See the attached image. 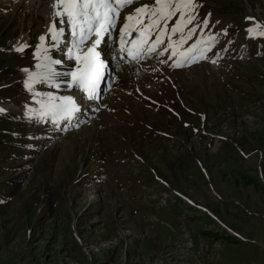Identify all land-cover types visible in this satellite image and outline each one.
<instances>
[{"label": "rangeland", "instance_id": "374dc122", "mask_svg": "<svg viewBox=\"0 0 264 264\" xmlns=\"http://www.w3.org/2000/svg\"><path fill=\"white\" fill-rule=\"evenodd\" d=\"M21 1L0 0V102L13 104L25 86L12 85L14 41L45 33ZM196 3V31L223 37L218 68L174 72L147 95L120 78L98 125L60 141L39 126L54 148L32 169L19 166L29 131L0 114V264H264V35L246 31L264 0ZM35 87L54 92L35 85L27 104Z\"/></svg>", "mask_w": 264, "mask_h": 264}, {"label": "snow or ice", "instance_id": "6c2138e0", "mask_svg": "<svg viewBox=\"0 0 264 264\" xmlns=\"http://www.w3.org/2000/svg\"><path fill=\"white\" fill-rule=\"evenodd\" d=\"M136 3L137 0H52L53 19L47 36H50L54 43L46 44V35L39 37L40 45L36 51L39 62L35 66L37 71L24 69L27 73V80L24 82L26 89L32 91L35 84H47L59 90L64 85L69 90L80 89L89 100H96L100 93V84L108 74V66L102 59L100 45L106 43L107 38L117 32L121 12ZM197 7L196 0H154L152 4L135 7L131 13L124 16V23L118 29L119 51L126 53L127 57L133 61L141 60L156 52L157 47L164 44V38L167 35L169 43L159 54L163 56L165 52L172 49V56H176L174 45L186 43L196 31V27H192L188 29L186 35L184 34V28L196 19ZM177 14L179 18L169 30L168 22ZM246 19L255 20L253 17H246ZM57 21L59 27H57ZM132 21H136L137 27L130 26ZM65 24L72 37L71 46L67 47L65 55L68 60H75L76 65L68 71L61 72L55 66L60 65L62 61L54 59L49 53L52 48L60 49L65 35ZM203 25L208 26L207 18L204 19ZM262 26L264 22L257 21L255 24L256 29ZM134 31L138 32L137 37L131 40L134 47H128L126 46L129 43L128 38ZM145 31L149 38L155 32V40L149 43V39H140L139 33ZM246 31L249 36H252L254 29L249 27ZM177 32L181 33L180 39L172 41V36ZM259 34L264 35V33ZM199 43L200 41H197L186 51L181 52L180 59H177L172 66L182 67L185 64L197 62L198 58L203 59L204 50L198 49ZM85 45H88L86 51H84ZM26 47L28 45L20 44L15 51L23 52ZM197 51L198 57L193 54ZM120 59L123 60L125 57L121 56ZM110 86L111 83H109ZM35 95L40 97L35 101L40 105V109H30V118L35 116L40 120H50L53 124H58L62 120L74 118L81 111L73 95H57L55 92H36ZM4 111L5 109L0 108V113Z\"/></svg>", "mask_w": 264, "mask_h": 264}, {"label": "bare ground", "instance_id": "6f19581e", "mask_svg": "<svg viewBox=\"0 0 264 264\" xmlns=\"http://www.w3.org/2000/svg\"><path fill=\"white\" fill-rule=\"evenodd\" d=\"M48 1V4H47V6L45 7V8H43V9H41V6H40V2H41V0H26V3H27V10H29V13H30V11H34V12H38V13H40V14H43V16H44V20H45V33L43 34V35H46L47 36V33H48V28H49V26H50V24H51V22H52V19H53V17H52V12H53V9H52V7H51V4H52V0H47ZM39 10V11H38ZM41 11V12H40ZM36 20H37V18H35ZM257 19V18H256ZM254 22H255V24H256V20H253ZM58 22V21H57ZM60 25H59V22L57 23V27H59ZM65 35H64V37L62 38V42H65V43H70L71 42V39H72V37H71V34H70V31H69V29H68V26L65 24ZM253 29H255L257 32H258V34L261 32L260 31V28L259 29H256L255 28V25H254V27H253ZM42 32L43 31H39L38 33H37V35H39V34H42ZM31 35H32V33H31ZM36 35V36H37ZM23 37V36H22ZM46 41L47 42H49V41H52L51 40V37L50 36H47V39H46ZM107 42V41H106ZM105 44L106 43H102L101 45H100V50L103 52L104 51V48H106L107 46H105ZM40 45V42H39V44H38V46ZM61 45H62V43H61ZM37 46V47H38ZM105 46V47H104ZM65 49H66V47L65 46H63ZM69 47V46H68ZM36 51H37V49H36ZM84 51H86V47L84 46ZM35 56H36V52H35ZM102 59L105 61V63L107 62L106 61V59H104L103 57H102ZM65 61L66 62H68V64L67 65H65L64 66V71H68V70H70L71 68H73L75 65H76V62H75V60H68L67 59V57L65 58ZM39 62V61H38ZM37 62V63H38ZM118 66H116L117 67V73H119L120 71H121V68H122V64L120 65V63H118L117 64ZM66 69V70H65ZM36 85V84H35ZM34 85V86H35ZM57 95H73V97H74V99H76V101H77V103H78V98H80V99H82V96L84 95V92L81 90H79V89H72V90H69L66 86H61V88L59 89V90H53ZM35 92H40L41 93V91H39L36 87H35ZM31 97V98H30ZM109 97H110V94H105V96H104V100H108L109 99ZM29 98H30V101L28 100L27 102H29V103H31V104H27V103H24V104H20V105H17V106H15L16 104H9L8 106H3V105H5V104H7V103H1V105H0V108H3V109H5V111L4 112H10V113H13V112H15L14 114H17V113H19V114H17V116H20L21 118H27L26 119V124H24V125H28V122L29 123H32V124H34L35 123V125L37 126V127H39V126H41V124H42V121H40V119H38V118H36L35 116H33V117H31L30 118V116H29V110L30 109H36V110H39L40 109V105L38 104V103H36L35 101L36 100H38V99H40V97H38V96H31V94L29 95ZM27 99H28V96H27ZM26 104V105H25ZM39 105V107H37L36 108V106L35 105ZM20 106V107H19ZM22 106V107H21ZM35 106V107H34ZM78 106L80 107V104L78 103ZM51 122V121H50ZM69 122V124H68V126L67 125H64V129H62V126H63V124H64V120H62V121H60L58 124H54V126H50L51 127V130H52V134H53V130H56L55 132H58L59 134H60V136L61 137H67V136H69V135H71V133H72V129H71V127H72V122L71 121H69V120H67V123ZM49 124V123H48ZM49 126V125H48ZM48 126L46 125V128H44L43 130H42V132L43 131H48L47 130V128H48ZM42 127H43V125H42ZM42 127H40V129L38 130V131H41V128ZM55 128V129H54ZM65 132H69V133H67L66 135L64 134ZM52 134H51V136H52ZM53 147V146H52ZM28 151H30V150H27V152Z\"/></svg>", "mask_w": 264, "mask_h": 264}]
</instances>
